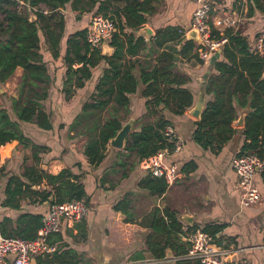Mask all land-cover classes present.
I'll return each instance as SVG.
<instances>
[{"label":"crops","instance_id":"0c3cea01","mask_svg":"<svg viewBox=\"0 0 264 264\" xmlns=\"http://www.w3.org/2000/svg\"><path fill=\"white\" fill-rule=\"evenodd\" d=\"M103 1L105 0H101ZM110 2V15L115 18L120 38L133 33L136 38L145 42L146 46L139 54L142 63L155 65L161 52L171 51L175 55L174 74L186 80L183 87L189 88L194 95L193 106L187 113L174 116L165 112L171 122L168 128L184 141L180 152L164 151L166 163L178 166L179 177L173 184H169L166 194L159 197L140 187V181L151 174L141 163H134L135 158L124 149L118 150L109 145L107 157L100 166L91 167L87 164L84 149L89 135L85 127H78L77 124L82 121L80 118L85 105L100 99L99 85L110 67L108 62L96 56L95 66L90 70L91 78L76 83L78 78L73 76L72 71L82 66L76 62L71 66L67 61L73 57V54L69 55V42L74 39L83 42L82 38H85L90 29L92 17L97 15L95 13L98 6L90 8L89 11H80L68 4L56 13V16L64 19L57 57L53 56L55 50H50L49 43L43 46L44 60L52 80L44 109L50 116L53 129L45 131L35 124L21 123L28 141L0 147V222L7 221L4 228L9 232H16L18 228L23 230L27 227L26 222L19 223L22 217L28 216L27 220H31L33 216L44 217L50 207L35 194L53 191V186L47 183L44 175H58L69 169L79 178V183L87 194L90 210L84 220L87 240L81 241L79 230L76 228L78 224L63 227L59 233L62 241H58L59 237H53L52 240L56 242L55 247L60 252L75 250L80 256V264L134 263L131 260L139 252L146 250L144 239L149 233V230L139 223L155 209H168L177 213L183 229L189 231L183 237L184 240L196 231L204 232L206 228L216 230L217 233L213 237L215 242L233 249L235 261L264 264V143L261 148L262 168L255 176L262 196L258 205L242 207L237 187L238 179L233 170L234 160L244 153V147L248 143L244 126L247 116L253 110L249 107H237L238 115L233 124L235 130L230 139L225 143L215 142L210 147H204L203 143L195 140L196 123L199 120L190 116V111L201 95L205 98L204 111L214 99L212 95L207 94L206 84L211 75L215 74L214 64L225 58L224 48L217 51L221 52V55L211 65V59L217 52L208 61H201L195 58L196 51L182 52L184 44H178V39L165 42L162 48L156 45L159 34H165L170 39L176 34H181L184 41H189L188 35L192 30L193 13L196 10L195 0ZM210 2L213 7L211 26L214 27L213 23L218 18H233L236 21L234 28H222L218 31L223 33L233 29L234 32H240L249 44L250 53H253L255 41L264 30V0H257V4L255 0ZM126 5L141 9L138 15L144 24L137 30L129 28L126 17L117 13ZM81 33H84L82 37ZM194 43L196 50H199L198 43ZM175 48L177 50H174ZM98 50L104 58H113L115 53V48L111 45L102 46ZM128 59L136 60L131 56H128ZM139 75L138 70V78ZM22 76L23 70L17 69L9 81L0 84V107L12 111V99L19 96L18 86ZM142 89L143 86L140 85L137 93L132 94L129 113L122 111L118 114L124 123L134 121L132 131L138 130L143 124H155L158 121L157 116H147L146 101L140 92ZM233 105H236V102ZM99 116L102 123L112 118L109 110L99 112ZM11 118L16 121L15 115H11ZM120 152L123 153L121 157L118 154ZM32 169L35 173L33 177L26 176ZM36 176H43V180L38 182ZM9 183V190L12 191L16 189V185H23V194L14 201L18 208L5 206L8 201L6 190ZM130 219L132 222H129ZM145 255L148 256L146 253ZM34 261L38 264L37 257ZM47 261L50 263L51 259ZM176 263L168 259L158 264Z\"/></svg>","mask_w":264,"mask_h":264},{"label":"trees","instance_id":"16d2710c","mask_svg":"<svg viewBox=\"0 0 264 264\" xmlns=\"http://www.w3.org/2000/svg\"><path fill=\"white\" fill-rule=\"evenodd\" d=\"M255 1L257 4V0ZM68 4H72L80 11H89L90 8L98 6L95 14L111 16L110 0L103 2L101 0H0V84L9 81L17 69L23 70L18 86L19 96L12 99V111L0 107V147L14 142L28 141L22 131L21 123L35 124L45 131L53 129L50 116L44 109L52 80L44 60L43 46L49 43L50 50H55L53 56L57 57V48L64 30V19L56 16V13ZM140 11L137 6L126 5L117 13L126 17L129 28L137 30L144 24L143 19L138 15ZM33 16L36 17L34 21L31 20ZM111 18L115 20L114 17ZM82 34L84 33H81V37ZM222 34L228 39L223 49L225 58L214 64L216 75L212 74L206 84L207 94L212 95L214 99L196 123L195 140L203 143L204 147H210L215 142H227L235 130L233 124L238 115L237 107H249L253 112L246 118L244 135L248 143L242 155L254 153L261 159V148L264 143V58L250 53L249 44L240 32H234L233 29L223 33L213 30L216 39H220ZM176 39L178 44H184L182 52L196 51L194 56L200 59L195 43L191 40L184 41L181 34L172 36V39L165 34H159L156 45L162 48L165 42H173ZM82 40L83 42L75 39L69 42V55L73 54V57L67 61L71 66L75 62L82 66L72 71L73 76L78 78L77 84L91 78L90 70L95 66L96 56L108 62L110 67L99 85L100 99L85 105L80 118L82 121L77 124L78 127H85L89 135L84 149L87 164L92 167L100 166L104 162L110 140L116 137L124 124L118 114L122 111L129 113L131 96L137 93L140 85L143 86L140 92L146 101L147 116H157L158 121L155 124H143L138 130L132 131L124 150L135 158L134 163L137 164L159 152H173L174 140L166 132L171 122L165 116V112L181 116L192 108L194 102L192 91L183 87L186 80L173 72L176 65L175 55L171 51L164 50L156 58L155 65H144L139 54L146 44L133 33L130 36L125 35L123 39L120 38L119 31L112 35L110 45L115 48L113 58L102 57L98 48L91 49L86 35ZM128 56L135 57L136 60L128 59ZM235 102L236 105H233ZM106 110H109L112 118L102 123L99 112ZM11 115L16 116V121ZM118 154L121 157L123 153ZM34 174L32 169L31 172L26 173V176L33 177ZM73 176L69 169L58 175H44L47 183L53 186V191L35 194L41 197L43 202L50 203L49 207L74 200L87 202L83 185L79 183L78 177ZM35 178L38 182L43 180V176ZM11 179L13 182L14 177ZM22 186L16 185V189L12 191L9 190L11 184L9 185L6 190L8 201L5 206L18 208L14 205V201L23 194ZM140 187L151 195L161 197L166 194L169 184L164 178L148 175L140 181ZM51 197H53L52 202H50ZM117 209L119 210L120 207ZM27 217L24 216L19 221L20 224L26 222L27 227L23 230L18 228L16 232H9L4 228L7 221L0 222V235L28 241L35 240L44 217L33 216L31 220H27ZM129 222L132 220L130 219ZM139 224L149 230L144 239L146 250L139 252L131 261L164 260L169 254L180 257L188 253L190 243L183 237L189 231L183 229L176 212L155 209ZM76 228L79 230L81 241H86L87 228L84 221L78 223ZM204 233L214 237L217 231L206 228ZM53 237H59L58 241H62L59 233L54 234L49 238V244L52 246H56ZM79 258V254L73 249L60 252L56 248L53 254L37 257V261L38 264H80ZM49 259H51L50 263L47 261ZM176 264L199 263L177 261Z\"/></svg>","mask_w":264,"mask_h":264},{"label":"built area","instance_id":"2783aa9c","mask_svg":"<svg viewBox=\"0 0 264 264\" xmlns=\"http://www.w3.org/2000/svg\"><path fill=\"white\" fill-rule=\"evenodd\" d=\"M195 4L192 30H197L202 40V43H198L200 59L208 61L214 53L221 51L228 43V39L223 34L220 39H216L213 30L234 28L236 21L232 18H219L213 23V27L211 26L213 7L210 0H195ZM111 17L101 14L92 17L90 29L86 34V40L91 49L102 47L117 31L115 21ZM253 53L264 58V30L255 41ZM166 132L174 140L173 152H180L184 147V141L171 129L167 128ZM141 164L153 177L164 178L168 184H173L179 177L178 166L166 163L165 152H159ZM261 168L262 161L254 153L239 156L234 160L233 170L237 175L238 192L244 208L256 206L261 202L262 196L255 182V176ZM89 211L85 200L54 204L44 216L42 227L35 240L28 241L0 235V264H32V260L36 257L53 254L56 247L49 244V238L61 233L64 226H74L84 221ZM185 240L190 243L187 254L180 257H167L164 260L191 261L200 264H250L248 261H235L233 249L217 244L213 237L203 231H196ZM164 260H145L132 264H158Z\"/></svg>","mask_w":264,"mask_h":264},{"label":"water","instance_id":"95a60500","mask_svg":"<svg viewBox=\"0 0 264 264\" xmlns=\"http://www.w3.org/2000/svg\"><path fill=\"white\" fill-rule=\"evenodd\" d=\"M35 19H36V17L33 16L31 20L34 21ZM188 39L191 41L197 42V43H202L199 32L197 30H191L189 35H188ZM105 45L108 46V45H110V43L106 42L103 44V46H105ZM220 55H221V52H217L212 57L211 65H213L217 59H219ZM204 107H205V98H204V95H201L199 97L196 105L192 109V111H190V116H192L196 120H200L201 116L203 114V111H204ZM133 127H134V121H132V120L128 121L127 123H124L123 127L118 132L116 137L110 140L109 145L112 148H115L118 150L125 149V147L127 145L128 137H129L130 133L132 132ZM52 201H53V197L50 198V202H52ZM47 204L49 205L50 203L47 202ZM168 257H173V254H169ZM32 264H35L34 259L32 260Z\"/></svg>","mask_w":264,"mask_h":264},{"label":"rangeland","instance_id":"374dc122","mask_svg":"<svg viewBox=\"0 0 264 264\" xmlns=\"http://www.w3.org/2000/svg\"><path fill=\"white\" fill-rule=\"evenodd\" d=\"M213 14V13H212ZM212 17V16H211ZM219 19V18H218ZM233 19V18H232ZM212 21V20H211ZM2 87L0 86V89H1Z\"/></svg>","mask_w":264,"mask_h":264}]
</instances>
